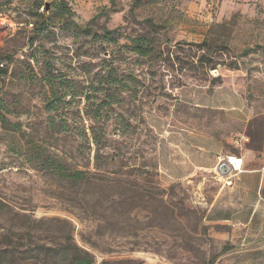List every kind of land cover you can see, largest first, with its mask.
I'll use <instances>...</instances> for the list:
<instances>
[{"label": "rangeland", "instance_id": "374dc122", "mask_svg": "<svg viewBox=\"0 0 264 264\" xmlns=\"http://www.w3.org/2000/svg\"><path fill=\"white\" fill-rule=\"evenodd\" d=\"M60 2L0 5V245L70 238L93 264H264L262 216L235 225L247 210L219 193L236 176L201 173V130L264 164V0H66L84 32ZM37 148L84 179L41 168Z\"/></svg>", "mask_w": 264, "mask_h": 264}, {"label": "trees", "instance_id": "16d2710c", "mask_svg": "<svg viewBox=\"0 0 264 264\" xmlns=\"http://www.w3.org/2000/svg\"><path fill=\"white\" fill-rule=\"evenodd\" d=\"M1 1V0H0ZM10 0H3L1 4L7 3ZM61 9L67 15L66 21L75 27L77 31L84 32L86 29L80 27L74 21L69 19L72 13L66 0H61ZM37 7H40L38 4ZM49 7V6H48ZM37 9L34 12L37 14ZM112 31H105V37L116 42L117 38L112 37ZM201 47H207L205 41L197 44ZM129 49L138 56L145 57L152 51V43L144 36H136L132 38L129 44ZM10 59V57L6 58ZM47 81L51 83L52 70L47 68ZM56 100H61V97L50 90ZM51 105V104H50ZM50 110V108H49ZM52 110V109H51ZM6 119L2 116V121ZM35 159L39 161L40 167L43 169H51L53 172L60 174L63 177L69 178L72 181H80L84 179V174L81 170H70L67 164L64 163L55 153H48L45 149L37 148ZM93 256L86 249L81 248L76 243L67 238L62 243L56 244H38L24 245L23 243H7L0 245V264H93Z\"/></svg>", "mask_w": 264, "mask_h": 264}, {"label": "crops", "instance_id": "0c3cea01", "mask_svg": "<svg viewBox=\"0 0 264 264\" xmlns=\"http://www.w3.org/2000/svg\"><path fill=\"white\" fill-rule=\"evenodd\" d=\"M216 130H209V132H203L201 130V173L211 174L215 166L217 168L219 161L217 160L219 156H225L223 142L227 141L226 138L218 137L215 132ZM236 155V154H233ZM239 156V155H237ZM242 158L243 170L240 173H228L230 176H236V180H233L230 186H223L219 191L221 193H230L233 195L232 191L238 193L240 202V210L246 209V217L243 220L236 219V224L249 225L252 222L255 214H260L264 220V195L260 193L261 190L264 191V164L259 167H249L244 162V156ZM218 193V195H219ZM245 200V202H243ZM264 223V221H263Z\"/></svg>", "mask_w": 264, "mask_h": 264}, {"label": "built area", "instance_id": "2783aa9c", "mask_svg": "<svg viewBox=\"0 0 264 264\" xmlns=\"http://www.w3.org/2000/svg\"><path fill=\"white\" fill-rule=\"evenodd\" d=\"M219 164L221 162H225L229 168H230V173H240L243 170L242 166V158L241 156L233 155V154H227L225 156H219L218 157Z\"/></svg>", "mask_w": 264, "mask_h": 264}, {"label": "water", "instance_id": "95a60500", "mask_svg": "<svg viewBox=\"0 0 264 264\" xmlns=\"http://www.w3.org/2000/svg\"><path fill=\"white\" fill-rule=\"evenodd\" d=\"M47 6L48 4H45V8H47ZM217 170L221 175H225L229 173L230 168L225 162H221L220 164H218Z\"/></svg>", "mask_w": 264, "mask_h": 264}]
</instances>
